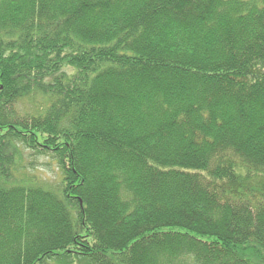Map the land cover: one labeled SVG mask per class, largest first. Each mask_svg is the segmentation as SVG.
<instances>
[{
	"label": "trees",
	"instance_id": "1",
	"mask_svg": "<svg viewBox=\"0 0 264 264\" xmlns=\"http://www.w3.org/2000/svg\"><path fill=\"white\" fill-rule=\"evenodd\" d=\"M59 252L264 264V0H0V264Z\"/></svg>",
	"mask_w": 264,
	"mask_h": 264
},
{
	"label": "rangeland",
	"instance_id": "2",
	"mask_svg": "<svg viewBox=\"0 0 264 264\" xmlns=\"http://www.w3.org/2000/svg\"><path fill=\"white\" fill-rule=\"evenodd\" d=\"M29 107L26 103L18 105L22 111ZM18 155L16 161L15 180L30 178L35 182L47 187L55 186L61 179V170L58 161L49 153L40 149H30L18 143ZM14 171V170H13ZM28 176V177H27ZM26 180V179H25ZM84 257L73 254L59 252V255L52 257L46 264H83Z\"/></svg>",
	"mask_w": 264,
	"mask_h": 264
}]
</instances>
